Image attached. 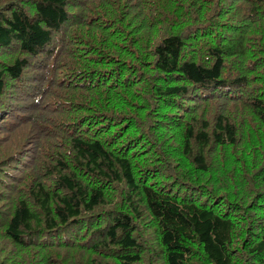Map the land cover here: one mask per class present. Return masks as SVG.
<instances>
[{
    "label": "trees",
    "instance_id": "trees-1",
    "mask_svg": "<svg viewBox=\"0 0 264 264\" xmlns=\"http://www.w3.org/2000/svg\"><path fill=\"white\" fill-rule=\"evenodd\" d=\"M0 264H264V0H0Z\"/></svg>",
    "mask_w": 264,
    "mask_h": 264
}]
</instances>
